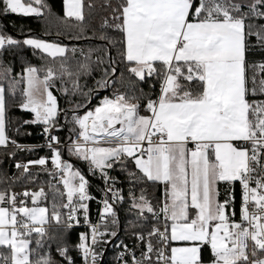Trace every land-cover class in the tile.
I'll list each match as a JSON object with an SVG mask.
<instances>
[{
  "label": "snow or ice",
  "instance_id": "6c2138e0",
  "mask_svg": "<svg viewBox=\"0 0 264 264\" xmlns=\"http://www.w3.org/2000/svg\"><path fill=\"white\" fill-rule=\"evenodd\" d=\"M85 7L93 5L64 0L65 18L78 22L61 20L64 32L83 24ZM8 14L44 18L49 24L52 15L45 0H0V15ZM111 19L113 23L105 20L102 27L122 38L117 41L102 34L99 39L106 40L108 47L95 61L92 49L85 55L83 49L31 35L16 39L0 33V54L24 47L42 54L40 67L25 64L15 77L10 66L0 71V146L11 144L26 151L36 147L21 145L7 135L3 83L7 81L14 100L19 91L18 107L33 114L23 124L41 128L45 142L40 147L50 153L52 170L47 168L48 157L18 162L15 167L27 173L30 165L42 166L62 183L65 191L56 193L61 198L66 195V202H57L54 195L49 208L37 206L45 197L43 188L22 194L0 191V246L10 252L0 253V264H75L67 243L56 246L60 260L53 257L48 242L58 237L50 235L46 226L55 223L62 229L63 241L80 225L81 217L88 231L79 233L75 249L83 264H99L102 246L118 238L116 205L127 202L116 187L119 181L110 175L117 165L130 185L158 184L163 189L162 198L153 205L147 188H141L137 197L130 187L128 211L141 221L130 223L150 224V230L134 232L138 244L132 248L123 241L116 245L122 264H264V99H250L264 97V61H249L250 54L264 53V0H118ZM61 34L58 28L57 35ZM69 38L92 39L84 35L83 27ZM117 44L119 60L110 51ZM78 51L83 61L75 60ZM93 65L101 77L85 92L87 85L80 79L92 75ZM121 65L138 82H128L131 94L115 88L111 97L104 96L94 109L79 115L93 93L125 83ZM66 79L71 90L63 87ZM57 81L62 93L79 95L84 102L59 108L51 90ZM138 84H147L149 91ZM157 84L159 92L153 98ZM64 128L68 135L61 141L54 133ZM65 150L87 164L89 176L103 182L97 223L89 214V201L96 199L89 193L90 181L63 158ZM129 162L137 171L125 167ZM18 195L30 196L33 206L28 207L25 199L18 206ZM33 242L35 247H30ZM46 244L48 250L41 251ZM139 244L143 249L137 256ZM205 248L207 261L202 255Z\"/></svg>",
  "mask_w": 264,
  "mask_h": 264
},
{
  "label": "trees",
  "instance_id": "16d2710c",
  "mask_svg": "<svg viewBox=\"0 0 264 264\" xmlns=\"http://www.w3.org/2000/svg\"><path fill=\"white\" fill-rule=\"evenodd\" d=\"M22 2H26V0H22ZM83 2L87 5L91 3L93 7L91 9L85 7L84 16L85 20L82 25L73 27L71 32H64L63 26L60 24L61 20L67 19L68 23L72 25H78V22L72 18H65L64 16V0H45L48 8L50 9L52 15L48 17V21L51 23H47L44 18H37L35 16H23L18 14H8V15H0V33L11 35L16 39H23L25 35H31L36 38L44 39L49 42H58L62 45L67 46L68 48L76 47L78 49H83L84 54H89V49H92L91 52V60L95 61L97 57H103V49L108 47V42L106 40H101L99 37L103 35H107L113 38V40H120L121 34L114 32L110 27H102L105 20L108 21L109 24L113 23L112 16V8L116 6L118 0H83ZM47 16V12H46ZM80 27L84 29V35L88 37H92V39H71L70 36H74L80 32ZM48 29L47 34H45V29ZM59 30L63 33L61 35H57V31ZM254 40V38H253ZM112 56L116 57L119 60V44L114 48H110ZM42 54L37 51L34 55L33 50L29 47H24L20 50H15L14 52H3L0 54V71L3 70L4 67L10 66L12 68L11 75L13 77L16 76L17 73L22 72L23 66L25 64H31L36 67H40L42 61L40 56ZM84 57L81 56L78 51L75 54V60L83 61ZM250 62H261L264 61V53L259 51L249 55ZM74 66L75 61L71 62ZM94 69L96 66L93 65ZM121 70L123 69V65H121ZM125 71V83L123 85L117 84L114 85L113 88L110 89H101L98 92H95L91 96V103L87 105V108H82L79 110L78 114L83 115L85 111L89 108L94 109L96 105L99 104L100 100L104 96H112V92L115 88H119L120 92H128L129 90V81L136 82V78L134 76H130L129 73ZM251 71H249V75L251 76ZM119 76V72L117 73ZM101 72L96 69L93 71L90 77H81L80 83L86 84L87 87L83 89V91H87L88 88L94 86V82L96 79H100ZM4 86L6 89V101H7V112H6V128L7 135L11 139H15L17 143L21 145L27 146H36L34 151H26V150H17L11 144L5 148L0 146V191H7L9 193H17L22 194L25 191H29V193L39 191L43 188L45 197L40 198L38 204L51 208V204L53 202L54 195L56 196V201L63 202L66 201V195L61 198L56 190L59 189V192H64L62 183L58 182V178L55 176H50L48 172L44 170L42 166L38 165H30L29 171L27 173L23 172V169H17L15 167L16 163H27L29 160H36L40 157H48L49 162L47 164V168L52 170V165L50 161V153L46 148L40 147V145L44 144V136H42L41 128L39 126L33 125H24L23 121L30 120L33 117V114L26 110H21L18 107V102L20 101L19 91L16 93L15 100L11 95L7 92L8 83L4 81ZM139 87L143 88L145 92L149 91V87L147 84H138ZM20 89L24 87L21 84ZM62 87L60 81L56 82V87L51 89L53 94L57 97L59 108L68 109L72 107L75 103H83L84 98L77 95H65L59 89ZM63 87L69 88L71 90V84L65 81ZM159 92V85H156L154 90L153 98H155V94ZM250 99H264V97H250ZM71 101V103H70ZM135 102V101H133ZM141 114H145L143 110H141ZM60 122L64 123V115L60 114ZM69 119H71V113H69ZM19 128L20 131L17 133L16 129ZM26 133H31V135H27ZM61 138L63 141L67 135V128L59 131L58 133H54ZM9 153H14V155H9ZM64 159L69 160L76 169H79L82 173H84L90 181V189L93 190L97 195L100 188V179L98 176L93 177L88 175V168L85 162L79 161L76 157H69L66 150L64 152ZM130 171H137L135 169L134 164L131 162L125 165ZM111 175L116 177L119 181L120 189L122 190V194L125 196L126 203L117 204L116 210L118 212L119 221H121L122 227L121 231L118 234V238L113 242L111 248L109 249L106 256V263L113 262L115 251L113 250L114 245L117 242L123 241L124 243L130 242L133 238L134 232H146L150 230V224H145L143 227H133L130 222H135L140 224L141 221L137 220L136 215L130 213L128 211L130 201L128 200V192L130 187L132 188L135 195L138 197L140 195L141 188H147V196L153 203L156 205L157 202L161 199V185H153V184H145L138 183L135 185H130L126 176V173L120 171V166H115L114 170H110ZM223 186H221L222 190ZM234 195H235V209L237 211V204L239 200V188L238 183L234 186ZM21 199H25L22 195H18L17 197V205L19 206V201ZM219 199H222V195H220ZM25 203L27 206H33L31 202V197L29 196L25 199ZM89 214L90 219L93 221L96 217L97 213V205L93 201H89ZM63 211V210H62ZM147 215V213H146ZM48 227V231L50 235H57L58 239L56 241H49L51 243V253L56 260H60V257L56 253V246L59 243H67L70 249V255L73 257L75 264H82L81 259L79 257V252L75 249V245L79 241V233L86 231L85 228H72L65 236L64 240L61 241L59 239L60 229L55 223L52 225L46 226ZM119 230V225L117 227V232ZM35 236H33V241ZM30 247H35L33 242ZM47 244L45 249L41 251H47ZM0 253L4 255H10L8 249L0 246ZM202 255L204 256L205 261H207L209 256L208 249H202Z\"/></svg>",
  "mask_w": 264,
  "mask_h": 264
},
{
  "label": "built area",
  "instance_id": "2783aa9c",
  "mask_svg": "<svg viewBox=\"0 0 264 264\" xmlns=\"http://www.w3.org/2000/svg\"><path fill=\"white\" fill-rule=\"evenodd\" d=\"M110 175H111V171H110ZM62 186H63V185H62ZM116 187L120 189V185H119V184H117ZM102 188H103V182H102L101 180H100V188H99V191H98V195H97L93 190H91V189L89 188V193H90V195L96 197V199H95V200H92V201L97 205V213H96V217H95V219L92 221L93 223H97V222H99V219H100V209H101L102 205L98 204V203H97V200L103 198V193H102V191H101ZM238 188H239V194H240V186H239V183H238ZM63 189H64V188H63ZM64 191H65V190H64ZM65 202H66V201H65ZM239 206H240V196H239V200H238V204H237V215H236V219H237V220L239 219ZM73 228H85L86 231H88L87 227L83 224L82 217H81V223H80V225L75 226V227H73ZM102 230H103V228H102ZM86 231H84V232H86ZM78 242H79V241H78ZM119 243H120V242H117V243L114 245V247H113V250L115 251L114 261H113L112 263H111V262L106 263V256H107V254H106L105 259H104V261H103V264H122V261H120V260L118 259V253L121 251V249H119V248L116 247V245L119 244ZM125 244H127V245L129 246V248H132L134 245H137L138 242L135 240V238H133L130 242L125 243ZM111 246H112V245H111ZM111 246H110V248H111ZM110 248H109V249H110ZM104 249H105V246H102V250H103V252H104ZM142 249H143V244H139V245H138V249H137V256H139V254H140V250H142ZM97 250L99 251L100 249H97ZM107 253H108V252H107ZM79 257H80V259H81V263L83 264V260H82V258H81V256H80V254H79ZM125 258H127V257H125ZM100 259H101V257L99 258V261H100Z\"/></svg>",
  "mask_w": 264,
  "mask_h": 264
},
{
  "label": "water",
  "instance_id": "95a60500",
  "mask_svg": "<svg viewBox=\"0 0 264 264\" xmlns=\"http://www.w3.org/2000/svg\"><path fill=\"white\" fill-rule=\"evenodd\" d=\"M61 116V115H60ZM121 227H122V224H121V221H119V230H118V234L119 232L121 231ZM116 240V238H114L113 240H111L106 246H105V249H104V252H103V255L101 256V259L99 261V264H103V261L105 259V256L107 254V252L109 251V248L110 246L113 244V242Z\"/></svg>",
  "mask_w": 264,
  "mask_h": 264
},
{
  "label": "crops",
  "instance_id": "0c3cea01",
  "mask_svg": "<svg viewBox=\"0 0 264 264\" xmlns=\"http://www.w3.org/2000/svg\"><path fill=\"white\" fill-rule=\"evenodd\" d=\"M190 147H191V145H189ZM238 182H236V184H237ZM162 186H161V198H162ZM221 195H222V199L221 200H223V198H224V193H223V188H222V190H221ZM37 206H42V205H40V204H38ZM28 207H32V206H28ZM236 210V209H235ZM236 213H237V211H236ZM19 218V217H18ZM178 246V245H177Z\"/></svg>",
  "mask_w": 264,
  "mask_h": 264
},
{
  "label": "rangeland",
  "instance_id": "374dc122",
  "mask_svg": "<svg viewBox=\"0 0 264 264\" xmlns=\"http://www.w3.org/2000/svg\"><path fill=\"white\" fill-rule=\"evenodd\" d=\"M103 146H107V145H103ZM87 165V164H86ZM29 192V191H28Z\"/></svg>",
  "mask_w": 264,
  "mask_h": 264
}]
</instances>
